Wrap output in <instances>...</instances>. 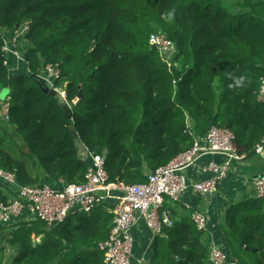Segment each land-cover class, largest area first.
<instances>
[{"label": "trees", "instance_id": "16d2710c", "mask_svg": "<svg viewBox=\"0 0 264 264\" xmlns=\"http://www.w3.org/2000/svg\"><path fill=\"white\" fill-rule=\"evenodd\" d=\"M235 3L0 0V107L10 98L0 169L20 185H82L90 165L80 158L83 145L104 155L111 184H143L212 126L231 130L239 153L254 156L264 139V4ZM25 23L28 67L11 72L5 37ZM155 34L174 44L179 69L151 46ZM47 65L60 67L56 86L67 106L37 78ZM108 207L72 214L52 230L40 220L15 225L7 264H106L99 245L113 228ZM226 217L230 258L264 264V200L246 198ZM210 247L191 218L173 221L154 238L147 264H211Z\"/></svg>", "mask_w": 264, "mask_h": 264}, {"label": "built area", "instance_id": "2783aa9c", "mask_svg": "<svg viewBox=\"0 0 264 264\" xmlns=\"http://www.w3.org/2000/svg\"><path fill=\"white\" fill-rule=\"evenodd\" d=\"M264 4V0H261ZM29 31V23L17 28L5 37L4 53L9 60L14 59L17 65L28 63L21 51V42ZM151 46L158 49L166 61L167 55L175 52L174 44L162 34L152 35ZM8 60V64L10 61ZM6 63V64H7ZM168 63L169 67L170 63ZM18 67H12L16 72ZM29 71V70H28ZM61 70L58 65H47L38 75V80L44 89L53 90L67 101L64 88L56 86ZM260 101L264 100V77L261 79ZM9 100L0 107V122L9 121ZM84 147V146H83ZM89 169L82 185H67L61 181L62 188L54 189L48 184L26 186L17 182L14 174L0 169V180L14 193L15 198L5 203L0 196V228L22 222L40 220L48 230L62 224L72 214H90L100 207L106 208L114 215L113 228L109 238L99 245L104 253L106 264H134L135 240L133 230L144 223L152 233V242L161 235L164 226H171L169 217L161 216L160 212L166 204V199L179 203L189 192L206 201L215 197L219 186L228 178L236 163L244 157L239 153L236 137L227 128L212 126L205 138H196L192 149L180 155L169 165L157 169L148 176L143 184L126 186L111 184L106 171V158L101 154H93L84 147ZM256 154L264 160V139L256 148ZM218 156L222 163L210 161L200 170L201 180H190L188 173L198 166L203 157ZM256 199L264 200V175L253 181ZM199 231L205 232L208 227V217L195 211L191 216ZM209 261L211 264H239L231 259L227 250L212 240ZM137 264H147L143 257Z\"/></svg>", "mask_w": 264, "mask_h": 264}, {"label": "crops", "instance_id": "0c3cea01", "mask_svg": "<svg viewBox=\"0 0 264 264\" xmlns=\"http://www.w3.org/2000/svg\"><path fill=\"white\" fill-rule=\"evenodd\" d=\"M15 66L18 67L19 71L24 69V65H17L16 62L13 64V67ZM203 138H205V136L200 139ZM79 148L80 158L84 160L86 158L84 147L83 145H79ZM242 157H244V159L240 163L234 164L230 175L219 186L215 197L210 201H206L189 192L179 203L167 201L160 215L169 217L172 222H180L184 219L191 218L192 213L195 211L204 213L208 217V227L205 231L206 235L210 236L211 242L213 239L218 240V243L230 253L229 246L221 230V227L227 219L228 210L230 207L242 202L246 198H255L253 181L255 178L264 175V160L259 155L255 154L250 158H245V155H242ZM210 161L222 163L223 159L218 156L203 157L198 166L189 171V179L191 181L201 180L202 176L200 170ZM0 196L2 199L6 200V202L16 197L15 193L4 185L1 180ZM22 220V222L0 228V264H7L12 256L13 248L8 243V240L16 232L14 226L26 222V219ZM133 237L135 240L133 263L137 264L143 257L148 262L153 244L151 243L152 233L147 229L144 223H141L133 230Z\"/></svg>", "mask_w": 264, "mask_h": 264}, {"label": "water", "instance_id": "95a60500", "mask_svg": "<svg viewBox=\"0 0 264 264\" xmlns=\"http://www.w3.org/2000/svg\"><path fill=\"white\" fill-rule=\"evenodd\" d=\"M44 92L46 94L56 98L62 106H67V101L65 99H63V97L60 94H58L57 92H55L53 90H48V89H44ZM82 96H83V92L81 91L78 98L80 99V98H82ZM71 130H73V127H71ZM76 139H79V137L76 136ZM249 251L257 252L256 250H253V249H249Z\"/></svg>", "mask_w": 264, "mask_h": 264}, {"label": "rangeland", "instance_id": "374dc122", "mask_svg": "<svg viewBox=\"0 0 264 264\" xmlns=\"http://www.w3.org/2000/svg\"><path fill=\"white\" fill-rule=\"evenodd\" d=\"M228 2H231V3L233 2V3H234V4H233V7H234L235 4H236V3H235V0H228ZM229 5L232 6V4H229ZM170 54H171V53H170ZM170 54L167 55V58L165 57L166 61L170 63V66H175L177 69H179V68H180V65L177 64V63H176V64L173 63L174 53H173L172 55H170ZM167 201H170V200H169V199H166V202H167ZM170 202H171V201H170ZM39 239L41 240V237H38L37 240H39ZM40 240H39V241H40Z\"/></svg>", "mask_w": 264, "mask_h": 264}]
</instances>
